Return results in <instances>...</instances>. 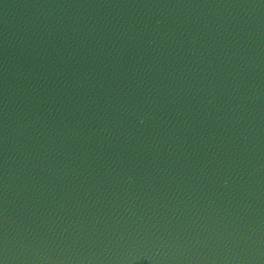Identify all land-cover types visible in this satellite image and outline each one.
<instances>
[{"label":"water","instance_id":"95a60500","mask_svg":"<svg viewBox=\"0 0 264 264\" xmlns=\"http://www.w3.org/2000/svg\"><path fill=\"white\" fill-rule=\"evenodd\" d=\"M0 264H264V0H0Z\"/></svg>","mask_w":264,"mask_h":264}]
</instances>
